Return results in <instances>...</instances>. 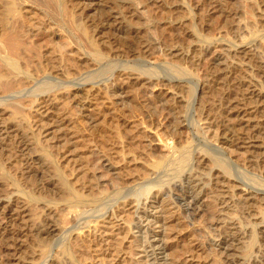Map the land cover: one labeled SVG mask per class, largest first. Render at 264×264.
<instances>
[{
    "label": "bare ground",
    "instance_id": "bare-ground-1",
    "mask_svg": "<svg viewBox=\"0 0 264 264\" xmlns=\"http://www.w3.org/2000/svg\"><path fill=\"white\" fill-rule=\"evenodd\" d=\"M42 1L36 3L34 0H0V153L4 150H11L12 138L18 137L20 146L15 153L26 164L25 174L28 181V186L25 184L27 191L24 192V188V191L20 192L16 190L17 187L14 188L15 186L7 178L4 171L0 170V264H10L11 262L46 264L48 261L46 260L48 243L52 236H57V241L60 244V239H63L67 232L66 228L72 222H77L74 220L80 219L81 217L78 216L82 212L80 216L83 217L84 210H88V216H90L89 211L92 212L94 218L98 212V215H101L100 211H103V206L106 203L103 205L100 201L105 197L103 195H106L103 192L105 191L103 187L106 184L102 189L99 188L102 191L98 189L96 177L99 178L100 176L98 177L96 172L90 171L86 157L80 154L82 147L79 146L81 141L87 139L86 137L93 140L96 138L94 137L96 134H103L101 138L104 139L107 132L113 133L114 139L112 141L119 149L125 142L136 139L141 140V145L144 144L138 154L135 153L136 155L129 151H121L112 158L106 151L107 154L106 152L103 154L104 160L106 158L105 161L103 160V167L106 166V169L112 170V174L117 176L116 180L119 178V171L122 170V163L130 167V171L137 172L136 175H132L133 177L131 175L125 176L126 178L122 180L127 186L134 187L135 184L142 181L140 180L142 178L146 180H143L144 183H148L147 179L149 180L151 177L158 180L157 186L160 184L161 187L162 185V188L155 192L156 197L158 200H162L160 201L162 203H157L159 205L157 209L154 207L156 214L153 218L156 220L155 224L163 229L162 236L157 235L156 238L158 247L169 258L166 264H178L172 253L175 248L174 244L180 238L179 236L184 237L192 246V251H189L190 253L184 258V264H264V85L261 84V80L255 79L257 75L251 76L246 67L235 60L236 56H250L254 63H257L264 76V41L258 39L254 44V41L251 40V43L246 38L236 47L221 42L213 44L214 46H210V49L208 47L206 55L210 56L211 60L216 63L215 65L211 63L212 71L207 74L208 77L205 79L203 94L211 102L209 105H199L202 112L200 114L203 115V118L197 117L199 121L193 124L197 126L194 128L201 132L200 136L210 140V147L207 144V149L194 151V148L190 146L192 143L190 144L187 135H184L190 129V121L188 124L182 123L177 108L181 103L187 104V107L190 104L191 107L190 102L193 101L191 98H194L195 91L185 85L178 84V87H175L165 84L163 80H159L157 70L154 71L156 72L155 78V76H149L150 74L145 73L149 76L146 77L135 68L124 66L125 68L117 72L113 69L116 72L111 85L112 94L115 95L113 97H118V100L124 97L129 103L125 105L127 106L125 109L127 108L130 115L120 120L118 117L116 118V114H118L116 104L120 105V101L114 102L111 98L110 100L106 97L99 100L96 98L99 88L95 86H93L94 88L68 89L66 90L67 93L65 90L64 92L58 91L60 87H63L61 86L63 84L60 83H63L62 79L70 80L78 72H81L80 68L83 67L86 73L98 72L97 69L101 68L102 62L118 53L120 57L122 54L119 49L118 52L117 49L112 51L110 44L121 41L129 45L135 50L134 57L136 59H141V56L152 57L158 46L164 45L162 29L165 21L162 22L163 20H157L150 15L146 2L160 4L163 3V0ZM76 1L79 2L80 8L76 7L77 3L74 4ZM229 4L226 0H199L198 7H196L205 9L208 18L211 15L219 14L220 17L224 16L225 21H228L231 12ZM166 9L170 13L178 12L181 14L183 11L182 15H184L186 7L182 0H174L172 4L167 5ZM88 11L101 13L100 19L95 25L98 34L104 36L102 44L106 45L104 48L106 51L101 50L99 47L101 43L98 46L97 39L94 40L87 35V27L85 28L81 17L83 18ZM186 13H188L187 10ZM243 13L246 17L244 18L245 22L242 21L237 28H246L247 33H249L248 25L251 26L250 33L255 35L252 37L255 40L257 34L255 18L251 12L244 11ZM181 16L173 18L174 20L170 18L169 23L174 25L177 30L185 31L187 27L193 25V21L189 17L190 14L186 17ZM205 19L206 17L204 22ZM204 24L202 23V25ZM27 31L35 37L39 49L27 41ZM188 32L192 36H198V33L194 35L192 31ZM156 35L157 38H155ZM56 37L59 38L58 41L55 40ZM198 40L200 41V39ZM202 53L204 54V52ZM169 55L170 58H157L153 63L156 64L157 62L158 66L168 68L180 80L183 77L190 78L192 72L187 69V66L181 64V61L187 59L186 49L184 51L182 48H172ZM231 60L233 62H230ZM254 66L256 67V65ZM111 68L113 67L111 66ZM153 70H155L154 67ZM153 70L151 69V71ZM253 73L251 72L252 75ZM90 76L88 79L87 74L85 76L88 81ZM59 78L62 80L59 82L60 84L57 83ZM69 82L67 81V84ZM59 85L60 87H56ZM177 88L180 90L182 88V91H176ZM21 92L34 93V95L29 96L30 99L28 98L27 104L8 103L7 97L12 100L16 99L15 94L20 95ZM68 93L70 98L74 100L75 107H78L79 112L83 113L85 127L74 118L77 114L71 117V112L69 113V110L64 108L65 103L61 105V99ZM183 93H185V101ZM209 100L206 102L208 103ZM125 102L124 100L121 104ZM31 110L39 116L38 125L35 124L38 133H34L30 129L27 118ZM136 110L143 112L146 117L150 118L148 128L145 125V123L148 125L147 120L136 119L134 115ZM5 116L6 118H3ZM7 119L9 122L6 121ZM114 122H122L119 125L128 129L124 136L122 133L116 132L117 124L116 129L111 131L110 126L113 128ZM110 136L107 138L108 140ZM170 140L172 143L169 142ZM146 143L155 151L156 155L153 154V157ZM115 144L113 145L115 146ZM54 148L61 150L59 165L53 160L50 153ZM211 148L217 155L210 151ZM103 156L101 155V157ZM155 156L156 160L153 161ZM241 159L244 160L243 168L242 165L239 166L238 164ZM192 162L195 167L190 171H193L194 175L188 170ZM73 163H76V167H72ZM250 168L252 172L253 169L259 168L260 175H250L248 170ZM63 169L69 170L73 183L68 182ZM234 171L235 174L236 171L240 172L234 177ZM161 175H163V179L165 177V187H163L164 182L161 181ZM104 180L106 181L105 178ZM35 182L39 185L35 186ZM35 187L36 189L39 187L37 190L40 191H55V194L65 204L60 207H48V204L44 202L43 205L42 200H39L41 195L39 191H37L39 196L34 194ZM122 189L115 190V198L121 197L120 194L124 195V193H119V191L122 192ZM147 190L151 193L153 189ZM147 190L144 186V190L141 189V195L147 197L148 194L149 196L150 193ZM90 197L93 200H90ZM128 197L127 199H129ZM125 198L124 195L123 199ZM118 199L116 198L117 201ZM120 200L122 202V198ZM203 204H209L208 206H211L212 211L208 213L205 208L203 209ZM39 205L45 206L47 214H41L42 208ZM132 205L131 202L125 200L122 208L121 206L119 208L122 211L128 207V209L132 208ZM106 206L104 207L106 208ZM134 208L137 210L135 206ZM105 212L103 213L105 214ZM115 213L112 215L115 216ZM85 215L87 216L86 213ZM105 215H102L103 219L99 221V225L97 222L94 225L88 223L92 231L88 227L86 230H90V235L87 231L82 233H85L86 237L94 236L93 239H97L102 254H108L111 257V259H103L102 261L95 260L93 264H119L122 256L119 257V253L112 254V252L117 250L119 240L126 242L127 237L120 236L124 223L119 218L117 221L114 219L115 222L111 221ZM92 217L87 218H90L91 221ZM98 219L99 216L96 220L98 221ZM186 222H189L191 227L187 226V228L184 225ZM78 223L80 222L78 221ZM138 223L140 224L139 221ZM176 224L184 226V229L172 232L171 228ZM138 226L135 229H139L140 226ZM207 236H209L208 239ZM210 237L211 239L219 237L221 240L220 247L229 250L223 258L219 256L217 245L211 242ZM82 238L78 233L71 234L69 239L67 237L68 245H63L55 253V256H52L51 262L48 264H92V261L89 263L85 261L87 260L86 251L81 247L83 245H81ZM28 240L34 241L39 247V251L35 254V259L32 258L24 263L22 262L25 261L22 260L24 259L22 254L27 247ZM64 242L66 241L64 240ZM127 244L129 247L130 242ZM193 252L204 257L202 261L196 260L197 257L193 255ZM148 259L142 260L144 263L141 264H151L149 263L150 259Z\"/></svg>",
    "mask_w": 264,
    "mask_h": 264
},
{
    "label": "rangeland",
    "instance_id": "rangeland-1",
    "mask_svg": "<svg viewBox=\"0 0 264 264\" xmlns=\"http://www.w3.org/2000/svg\"><path fill=\"white\" fill-rule=\"evenodd\" d=\"M34 1L36 3L43 2L42 0H34ZM226 1H228L230 3L229 4V8L231 10V12H230V19L231 20L229 19L228 21H225L224 16L223 17L222 16L220 17L219 14L218 15L215 14L214 16L211 15V17L209 16L210 18H208V16L206 15L207 13H206L205 9H203V8L201 9V7H199V9L197 8L198 7L197 3L199 4V0H196V1L195 0H182V3L184 4V6L186 7V10L188 11V13H186V10H185L184 15H182L183 14V11H182L181 14L178 13V12H176V13L171 12L170 13V12L167 11V9H166L167 8V5L172 4L174 2V0H163V3H160V4L159 3L156 4L155 2H152L150 4L147 1L146 2L147 3V8H148V11L150 12V15H152L153 18L155 17V19H157V20H159V19L161 21L163 20L162 22L165 21L164 24H163V29H162V32H163L162 34L164 36L163 37L161 36L162 39L164 40L163 41V44L164 45H161L160 47L158 46V48L155 50L156 53L153 52V53H155V54H153L154 56L153 55H152V57L141 56L142 57L141 59H136L134 57L135 50H133V48L129 47V45L124 44L121 41L116 42V43H113V44H110V47H111L112 51L113 50L115 51L117 49V52H118V49H119V51L122 54V55L120 54L121 55L120 57H119V55H118L119 53H118L116 56L114 55L113 57H110L107 60H105L104 62H102L101 65H100L101 68H100V66H98V67L103 72L100 69H97L98 72L97 71H92V72H87L86 73L85 72V69L83 67H82L83 69L80 68L81 69V72H80L81 74L78 72L77 75L73 76L70 79L71 81L70 80H67L68 82L70 81L69 84H67V81L64 80V79H62L63 80V83L60 82L62 80H60L61 78H59L58 81L56 80L57 83L60 82L61 84H63L61 86H63V87L66 86V87L64 89H60V88H63V87H60V85L59 86H56V87H60L58 89V91L60 90L61 92H64V90H65V92H66V90H68V89L74 90V89H78L79 87H80V89H85V88H88V87L89 88L90 87L91 88H94L93 86H95L96 88H99V89H97V92H99V93L97 94L96 98H99V100H101L102 97H106L108 99L111 98L112 101L114 100V102H116V100H118V97L117 98L113 97L115 95L112 94L113 93V90H112L111 85L113 84V80H114V78L116 76V72L118 70L120 71V70H122L125 67L126 68L127 67H129V68H135V69H137V71H139L140 73L144 74L146 77H149V76H153L154 77L155 76V78H156V74H155L156 72H154V71L157 70V72H159V74H158L159 75V77H158L159 80H163L165 84H168L170 86L174 85L175 87H178V84L185 85V86L191 87L193 89V91H195L194 98L193 97L191 98V100L193 99L194 102L191 101V100H190L191 102L189 101L191 103V107H190V104H188L189 107H187V104L181 103V104H179V106L177 108L178 109L177 111L179 112V115L181 116L182 123L185 122V123L188 124L189 121H190V125H191V126L189 125L190 126V129L188 130V132H186V133H189V134H186V133L184 134V135H187V137L189 139V143L190 144L192 143L190 146L192 148H194V151H200V150L207 149V144H209V147H210V142H209L210 140H208L206 137L200 136V133L201 132H199L198 129L194 128V127H197V126L195 124H193V123L196 122V121H199V119H202L203 118V115H201L202 112L200 111V106L199 105L200 104H204V105L207 104V105H209V103L211 102V100H209L203 94V91L205 90V85H204L205 83L204 82H205L206 77H208L207 74H209V72L212 71L211 68H210V67H212L211 65L212 64L215 65V63H216L215 61L211 60L210 56H207L206 55V51L208 50V47L210 49V46H212L215 43H219V42L224 43V44H229L232 47H236L237 45L241 44V42L244 41L243 39H246V38H248L247 40H249L250 42H251V40L254 41V44L257 42L258 39L264 41V0H226ZM76 3H77V1L74 2L75 5H76ZM78 4H79V2L77 3L76 7L77 8H80L81 6L78 5ZM190 10H191V12H190ZM203 11H205V12L203 13ZM244 11L251 12L252 15H253V17L255 18V19L253 18L254 21H256V23H255V30H256V33L257 34H256V39L255 40L252 39V37H255V35H252L250 33L251 30H252V28H250L251 26L248 25V30L250 29L249 30V33H247L248 31L246 30V28L245 29L244 28H242V29L241 28L240 29L237 28L238 25H240L242 23V21H243V23L245 22L244 18H246V17H245V14L243 13ZM192 13H193V15H191ZM200 13H201V15H199ZM86 14L83 16V18L81 17V19L83 21V24H84L85 28L87 27L86 28V31L88 33L87 35L88 36H91V38L94 39V40L97 39L96 42L98 43V46L101 43V45L99 47L101 48L102 51H106L104 49L106 45H103L102 44L103 43L102 41H104L103 40V37L104 36H101L100 34H98V30L96 28V25H97V23H98V21L100 19V16L99 15L101 13H99V11H88ZM189 14H190V16H189ZM179 16H181V17H183V16L184 17L189 16L190 19H192V21H193V25L192 26L190 25V27H187L185 29V31H183V30H177V28L174 25L173 26L170 25L169 22H170L171 19L174 20L175 17L178 18ZM203 17L204 18L206 17V19H207V20L205 19V22H204V18ZM202 23H205V24L202 25ZM166 26H168V27H166ZM174 29H175V31H174ZM189 29H191V30H189ZM187 31H192V33H194V35H195V33H196V35L198 33V36H192L191 34H189V32L187 33ZM30 34H32V33H29L27 31V41L30 42V44H32L33 47L39 49L40 47L38 46V42H36L35 37H33ZM257 35H258V37H257ZM197 37H198V39H200V41L197 39ZM155 38H157V35H156ZM58 39L59 38H57V37L55 38V40H57V41H58ZM197 40L199 41V43H198ZM209 42L212 43V44H210ZM60 43H62V41H60ZM117 43H119V44L116 45ZM122 43H123V45H122ZM125 45L127 46V48H126ZM175 47L176 48L178 47V49L182 48V49H184V51L186 49V52H187L188 56H187V59L186 60L181 61V64L183 66H185V67L187 66L188 67L187 69L190 72H192V75L190 76V78L189 77L188 78L187 77H185V78L183 77V79L181 78V80H180L179 77L176 76L175 74H173L170 70H168V68L165 69V67L163 68V67L158 66L157 62H156L157 65L155 63H153V62L156 61L157 58H164V59L170 58L169 52L172 50V48L174 49ZM170 48H171V50H170ZM130 49H132V50H130ZM202 52H204L205 55ZM112 54H113V52H112ZM207 57H208V59H206ZM237 57H238V59H237ZM249 57L250 56H246V55L245 56L244 55L236 56V59L235 60L237 62L241 63L242 65H244L246 67L247 71H249L248 73L251 76L254 77V75L255 76L257 75L255 77V79L258 78L259 81L260 80L262 81L261 84L264 85V78H263L264 76H263V73L260 72L259 67L257 66V63L256 62L254 63V60H252L251 57L250 58ZM232 60L230 62H233ZM249 60H250V62L248 63ZM254 65H256V67ZM111 66L113 68H111ZM136 66H137V68H136ZM153 67L155 68V70H153ZM113 69H114V71L116 70V72H114ZM151 69L153 71H151ZM83 70H84V72H82ZM251 72L252 73L254 72L256 74L253 73V75H252ZM84 73L87 74V79H88V77L90 75H92V76H90V78H89L90 80L89 81L86 79V77H85L86 74H84ZM145 73L148 74V75L150 74V75L147 76ZM260 73H261V75H259ZM48 75H50V74L48 73ZM64 84H66V85L64 86ZM91 84H93V85H91ZM176 91H179L180 92V91H182V88H181V90H180V88L179 89L177 88ZM27 93L28 92H25V93L24 92H21L20 95L19 94H15L14 97L16 99H13V100L11 98H8L7 97V99L9 100L8 103H10V102L11 103L12 102H20L21 104H27L28 103V100L30 99L29 96L31 97V95H34V93H30V94L29 93L27 94ZM11 95H13V94H11ZM66 96H67V98H66ZM183 97H184V101H185V99H186L185 93H183ZM122 98H119V100H118V101H120L119 102L120 105H117L116 104V109H117L116 111L118 112V114H116V118L118 117L119 120L122 119V118H125V117L127 118V116L130 115V113L127 111V108L125 109V107H127L125 105H128L129 103L126 100V98H124V97H122ZM62 99H61V105L65 103L64 108L66 107L65 109H67V111L69 110V113L71 112L70 113L71 114V117H74V115L77 114L74 118L81 125H83L85 127V123H84L85 118L83 116V113L82 112H79L80 110L78 109V107H75L74 100H72L70 98V94L69 93L68 94H65ZM120 99H122L123 101L125 100L126 102L124 104H121V103H123V101L120 100ZM208 100H209V102L207 103L206 101H208ZM198 108H199V111H198ZM33 110H31L30 114H28V118L27 119H28V121L30 123V129H31V131H33L34 133H38L37 132L38 129L36 128V125H38L39 116ZM136 111L134 112V115H135L136 119H138L140 121L141 120H143V121H146L147 120L146 122L148 123V125L146 123H145V125L148 128L150 118L148 116L146 117L145 114H143V112H140L138 110H136ZM3 118H6V116L3 117ZM6 121L9 122V119H7ZM200 122H202V121H200ZM116 124H117V126H116ZM119 124H122V122H120V123L119 122H114L113 123V126H112L113 128H111V126H110V129L112 131L113 129L115 130L116 127H117V129H116L117 131L116 132L122 133L123 135L122 134L121 135L124 136V134L126 133V131L128 129L120 126ZM119 126H120V128H119ZM119 130H121V131L119 132ZM109 133H110L111 136L108 135ZM112 134L113 133H111V132L105 133V137L106 138L104 136H102V137H104V139L101 138V135H103V134H96L94 137H96L97 139L96 138H93V140H92V138H88V137L85 136V134H83V136L86 137L87 139H84L85 142L84 141H81L80 146H79V147H82L81 148V151H80V154H83L86 157V161L88 162L90 171H92L93 173L96 172V175L98 177L100 176L99 178H101L100 180H98L99 178L96 177V179H97L96 181H98L97 183L99 185V187L97 185L98 189L99 188L102 189V187L104 186V184H106L103 187V190L105 189V191H103V192L106 193V195H103V197L105 196L104 198H106V199L104 201V198H102L101 201L100 200H98V201L102 202L103 205L106 203L104 206H106L107 204L108 205L106 206V208L102 205L103 206V211L102 212L100 211V214L101 215H98L99 212L97 213V215L99 216L98 221L96 220V218L98 216L96 215L95 218H94V215L90 211H89L90 216H88V213H87L88 210H84L83 217L80 216V215H82L83 212L81 214H79L78 217H81V218L78 219V220L76 218L74 221H77V222H75V223L72 222L71 225H69L66 228V231L67 232L65 233V235L63 234L64 235L63 236V239H60L61 240V243L63 242L62 245H60L61 243L59 244V241H57L58 240L57 239L58 238L57 236L56 237H53L52 236L50 242L49 243L47 242L49 247H48V256H47V259H46L48 261H46L47 263L45 262L46 264H48V263L51 262L50 259L52 258V256L54 257L55 256V253H57L59 251V249L63 245H68L66 238L68 237V239H69V237L71 236V234H75V233H78V235H81V237H83L82 238L83 241L81 242V245L82 244L83 245L81 247L86 251L85 252V257L87 259V260H85L86 263H89V262L92 261V264H93V262L95 260L102 261L103 259H105V260L106 259H111V257H109L110 255H108V254H106V255L105 254H102L101 247H100L99 243L97 242V239H93L94 236L91 235V236H87L86 237V234H85L86 231H87L86 230V227L90 228V226H88V223H89V225H94V223L97 222L98 223L97 225H99V221H101L103 219V216L102 215H105L107 212L108 213L105 215V217L108 216L111 219V221H114V219H116V221H117V219L119 218V220L122 219V222L124 223L123 229L121 230V235L120 236L121 237L124 236L125 238L127 237L126 242L124 243L122 240H119V244L116 247L117 250H115L114 252H112V254L113 253L114 254L119 253V257L122 256L120 258V260H119V264H141V263H144V262H142V260L144 261L146 258L148 259V257L150 259V260L148 259L150 261L149 263H151V264H153V262H154V264H164V263L166 264V261L169 260V258L166 256V254H164V252L162 250H160V248L158 247L159 244L157 242L156 236L157 235H161L162 236L163 229L160 228L158 225L155 224L156 223V220H154V218H153V216L156 214V209L159 206L157 203H162V202H160L162 200H158V197H156L155 192L158 191V190H160L159 188H162V185H161V187H160V184H159V186H157L158 185V180L155 179V178H153V177H151V178H149V180L147 179V182L148 183H144L143 180H145V179L142 178V179H140L142 181H140L139 183L135 184L134 187L133 186H127V185H125L124 181H122V180H124V178H126L127 176L136 175L137 172L135 173V171H130L131 170L130 167H127V165L125 166V164L122 163L121 164V169L122 170L119 171V178L116 180L117 176L112 174L113 173V172H111L112 170H110L109 168L106 169L105 168L106 166L103 167L104 166L103 162L106 160V158L104 160V157L105 156H103V154H105L106 151L108 152V154H110L109 156L112 157V158L116 157V153L117 152H121V151L122 152L123 151L124 152H128L129 151V152H132L133 154H135V153L138 154L139 150L141 149V147L144 146V144L141 145L142 144L141 140L140 139H136L135 141L125 142L123 144V146L121 147V149H119L118 147H116L115 142L112 141L114 139V137H112ZM98 135H99L100 138L98 137ZM109 136H110L111 141H110V139L109 140L107 139ZM204 138H205V140H204ZM94 139H96V140H94ZM101 139H102V141H101ZM86 140H88L87 141L88 143H86ZM167 141H168V139H167ZM19 142L20 141H19L18 137L15 138V139L12 138V140L10 142V146H11L10 148H11V150H9L11 153L9 151H5V150L4 151H1V153H0V170L1 171H4V173L6 174L7 178L12 181V184L15 186L14 188L17 187L16 190H18V191L21 192V191H24V188L26 187V185L28 186V181L26 180V176L27 175L25 174L26 164H25V162L23 161L22 158L19 159V157L16 155L17 150H18V146H20V143ZM169 142L172 143L171 140ZM113 144H115V146ZM146 144H147V148L149 147L148 148L149 149V152L152 154V155L151 154L150 155L152 157H153V154L156 155L155 151L152 150V147L149 146L148 143H146ZM13 145H14V149H13ZM91 145H93V146H91ZM87 149H88V151H87ZM94 149H96V150H94ZM210 151H212V148H211ZM107 152H106V154H107ZM12 153H13L14 156L11 155ZM50 153L52 154L53 160L55 162H57V164L59 165L60 157H61V150H59L57 148H54V149L51 150ZM212 153H215V155H217L216 152H213L212 151ZM5 154H7V155H5ZM30 154H32V153L30 152ZM101 155L103 157H101ZM234 159H236V158H234ZM154 160H156V156L154 157L153 161ZM239 161L240 162L239 163L237 162V163L239 164V166L242 165L241 167L243 168L244 167V165H243L244 164V160L241 159ZM193 162L191 163V167L188 170H189L190 173H193V175H194L195 173L193 171L192 172L190 171V170H193L194 167H195V164ZM73 164H72V167H76V163H73ZM101 164H102V166H101ZM99 167H101L102 169L99 168ZM98 168L100 169V171L98 170ZM103 168H105L104 171H103ZM248 170L250 171L249 173L252 176H255V174H257V176L260 175V169L259 168L253 169V172H252V169L251 168L248 169ZM63 171H65V174H66L65 176H66V179L68 180V182L73 183L72 176L70 175L69 170L63 169ZM189 172L187 171L188 174H189ZM239 172L236 171V174H235V171H234V177H235V175L237 176ZM114 176H115V178H114ZM121 177H123V178L121 179ZM104 178L106 179V181L104 180ZM161 178H162L161 181L164 182L163 183V187H165V181H166V180H164L165 177L163 179V175H161ZM149 181H150V183H149ZM121 182H122V185H121ZM36 183L37 182H35V186H38L39 184H36ZM38 183H40V182H38ZM100 184H101V186H100ZM106 186H108V187H106ZM135 186H136V188H135ZM141 186H143V187H141ZM144 186H145L146 190L149 189V188H150V190L153 189L151 191V193H150L149 190H147L148 193H150L149 196L147 194V197H146V195H145V197L143 195H141L142 194L141 189L143 188V190H144ZM119 188L120 189L123 188L122 189V192L119 191V193H124V195H125L126 198L123 199L124 198V195L122 196V194H120L121 197H118V196L116 197L117 199L119 198L118 201H120L119 204H117L118 201L116 200V198L114 196L116 194L114 192H115V190H119ZM139 188H141V189H139ZM37 189L35 187V191L36 192L34 191V194L36 196L37 195L39 196L41 194L39 200H42L41 203L43 205H44V202H46L48 204V207L49 206L60 207L63 204H65V202L58 195L55 194V191L54 192L46 191V190L40 191V190H37ZM26 191L27 190L25 188V191L24 192H26ZM37 191H39L40 194L37 193ZM100 191H102V190H100ZM29 196H31V195H29ZM141 196H142V198H141ZM112 197H113V200H111ZM127 197L129 199H127ZM120 198H122V202H121ZM114 199H115V201H114ZM90 200H93V199H91V197H90ZM125 200H126V202H131L133 204L132 205V208H130V209H133V210L128 209L129 208L128 207L125 210H122L121 211L122 205H123V203H125ZM116 201H117V203H116ZM92 203L95 204V202H92ZM208 205L209 204H203L202 207H203V209L205 208L208 211V213H209V212L212 211V209H211V206H208ZM120 206H121V208H119ZM134 206L136 207L137 210H135ZM39 207L42 208L41 209V214L42 215L47 214V211H45V209H46L45 206H40L39 205ZM154 207H156V209ZM209 207H210V209H209ZM118 208H119V211H118ZM104 209L107 210V212H105ZM103 212H105V214ZM111 212H113V213L116 212L115 213V216L112 215L113 213L111 214ZM119 212H121L123 214H121ZM140 212H143L144 215H143V213L140 214ZM85 213L87 214V216L85 215ZM111 215H112V218H111ZM119 215H120V217H119ZM87 217H92L91 218L92 220L90 221V218H87ZM114 217H116V218H114ZM146 217L149 218V219L147 218L149 221L146 219ZM78 221L80 223H78ZM138 221L140 222V224L138 223ZM85 222H87V223H85ZM182 222H183V220H182ZM142 224L145 225V226H143ZM184 225L186 227L187 226L191 227L189 225V222L188 223L186 222V224H184ZM137 226L139 227V229H135V228H137ZM131 227H132V229H131ZM180 229H184V226L176 224L174 227L171 228V230H173L172 232H176V231H178ZM90 230H91V228H90ZM90 230L88 229V231H87V233L89 232L88 235H90ZM130 230H132V232H130ZM144 230H145V233H144ZM83 231L85 233H82ZM133 233H134V236H133ZM143 233H144L145 236L143 235ZM137 236H139V237H137ZM145 237H147V238H145ZM179 237L180 238L174 244L175 248H174L172 254H173V258L178 262V264H184V258L188 255V253H190L189 251H192V246H191V244H189V242L187 240L184 239V237H182V236H179ZM208 237L209 236H207V239H208ZM141 238H143V239H141ZM64 240L66 242H64ZM145 240H146V242H145ZM210 240H211V242H213L214 244L217 245L218 254H219L220 257L223 258L229 250L227 251V249L225 250L223 247H220L219 244H220V241L221 240H220L219 237H213L212 239L210 237ZM55 242H56V244H55ZM127 242H130L129 247H128ZM145 244L147 245L148 249H147V247H146ZM148 244H150V245L148 246ZM143 245H144V248H143ZM140 246H142V247H140ZM153 247H154V249H153ZM145 249H146L147 253H146V251H143ZM38 251H39V247L37 246V244L34 241H32V240L31 241L28 240L27 247L25 248L24 253L22 254L24 256V259H22L23 256L21 258L22 260H25V261H22V262L25 263L26 261H29L32 258L35 259V254ZM223 252H224V254H223ZM230 253H233V252L230 251ZM234 253H236V252H234ZM193 255H195L197 257L196 260H198L199 262L202 261V259L204 258V257L198 256V254L197 255L194 254V252H193ZM10 264H17V262H11ZM18 264H19V262H18ZM20 264H23V263H20ZM42 264H44V263H42Z\"/></svg>",
    "mask_w": 264,
    "mask_h": 264
}]
</instances>
